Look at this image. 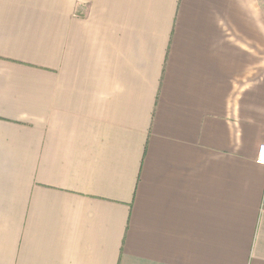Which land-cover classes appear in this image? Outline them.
Returning <instances> with one entry per match:
<instances>
[{"label":"crops","instance_id":"0c3cea01","mask_svg":"<svg viewBox=\"0 0 264 264\" xmlns=\"http://www.w3.org/2000/svg\"><path fill=\"white\" fill-rule=\"evenodd\" d=\"M257 0H0V264H264Z\"/></svg>","mask_w":264,"mask_h":264},{"label":"built area","instance_id":"2783aa9c","mask_svg":"<svg viewBox=\"0 0 264 264\" xmlns=\"http://www.w3.org/2000/svg\"><path fill=\"white\" fill-rule=\"evenodd\" d=\"M256 162L264 165V143L260 144L258 147Z\"/></svg>","mask_w":264,"mask_h":264},{"label":"rangeland","instance_id":"374dc122","mask_svg":"<svg viewBox=\"0 0 264 264\" xmlns=\"http://www.w3.org/2000/svg\"><path fill=\"white\" fill-rule=\"evenodd\" d=\"M257 2L261 9L264 11V0H257Z\"/></svg>","mask_w":264,"mask_h":264}]
</instances>
